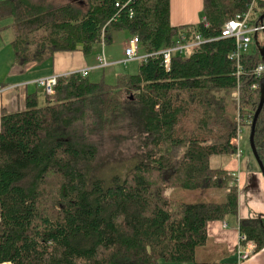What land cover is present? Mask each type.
<instances>
[{"label": "trees", "instance_id": "1", "mask_svg": "<svg viewBox=\"0 0 264 264\" xmlns=\"http://www.w3.org/2000/svg\"><path fill=\"white\" fill-rule=\"evenodd\" d=\"M250 3L203 0L206 20L176 26L171 0H0L19 67L62 51L88 56L114 31L137 35L143 52L205 40L174 53L170 69L155 56L111 79L110 64L96 80L72 71L53 94L43 90L44 105L30 94L24 109H2L0 264H228L202 250L210 222L227 219L264 248V217H239L237 175L211 162L238 154L233 140L251 130L261 99L258 46L241 54L237 74L235 39L221 37ZM263 13L260 1L256 20ZM256 36L264 46V31L252 45ZM255 144L264 164V105ZM175 188L225 194L185 202Z\"/></svg>", "mask_w": 264, "mask_h": 264}, {"label": "crops", "instance_id": "2", "mask_svg": "<svg viewBox=\"0 0 264 264\" xmlns=\"http://www.w3.org/2000/svg\"><path fill=\"white\" fill-rule=\"evenodd\" d=\"M203 19V0H171V22L173 25L195 24ZM1 25L2 23H0ZM3 31H0V34H4ZM10 34L9 38L12 41L14 36L11 32ZM98 55L95 58L91 54L86 56L81 50L62 51L56 52L42 63H31L26 67L17 66L13 56V60L12 58L9 60V62L12 60V68L5 69L3 76L0 77V86L4 83L8 84L1 86L4 90L0 92V117L2 109L7 111L24 109L30 94H36L40 104L39 89L42 90V94L45 93L35 80L41 77L89 68L91 78L98 79L102 70L98 63ZM220 163L221 166L232 171L238 177L240 187L239 217H264V175L261 170L252 167L248 172L243 171L237 162L236 155L221 156ZM224 221L228 223L227 227L223 226ZM238 224L239 219L210 222L209 241L203 247V252H208L207 255L210 257L214 256L216 260L228 264H264V248L254 252L250 258L239 262L237 249L240 231ZM158 264L193 263L160 261Z\"/></svg>", "mask_w": 264, "mask_h": 264}, {"label": "built area", "instance_id": "3", "mask_svg": "<svg viewBox=\"0 0 264 264\" xmlns=\"http://www.w3.org/2000/svg\"><path fill=\"white\" fill-rule=\"evenodd\" d=\"M264 0H251L249 8L247 11L238 13L235 17L229 19L225 22L222 31L221 37H232L236 42V49L232 52L231 58L237 60L238 64V72L240 73L241 64L240 57L244 52H248L252 47L253 36L258 32L264 31V23H260V21L256 20L258 15H254V9L258 2ZM133 15L132 9L130 10ZM203 20H206L204 17ZM208 25V22H206ZM205 40L201 37L200 34L195 35L194 41H186L185 36L182 39L176 40L171 46L164 48L160 51L154 52H143L141 48V42L137 35L131 36L129 43L125 48V56L126 59L124 62L130 60H147L149 57L162 56L163 63L167 69H170L172 56L174 53H183L194 46L204 42ZM105 43H102V52L98 55V63L99 66H104L110 64L106 59V53L104 51ZM80 72L82 75H87L89 68L76 70ZM257 75L260 76L264 72V63L260 64L257 68ZM60 74H54L46 77H41L36 79L35 82L41 87L47 94H53L55 90V86L58 82V77ZM4 90L3 87L0 86V92ZM242 133V128L239 129L238 135L234 138L233 142L239 146L240 140L239 137ZM239 155V152L238 154ZM223 226L227 227L228 223L226 221L223 222ZM255 243L250 240H246L244 236L239 235L238 242V259L239 262L244 261L251 257V255L255 252Z\"/></svg>", "mask_w": 264, "mask_h": 264}, {"label": "rangeland", "instance_id": "4", "mask_svg": "<svg viewBox=\"0 0 264 264\" xmlns=\"http://www.w3.org/2000/svg\"><path fill=\"white\" fill-rule=\"evenodd\" d=\"M7 21V20H6ZM10 32H14L11 29H6L3 31L4 34H0V77L3 76L5 69L12 68L11 63L14 56V50L11 44ZM3 35V36H2ZM14 36V34H13ZM131 34L128 31H114L112 35V41L104 45V51L106 53V59L111 64L106 71L108 72L107 78H113L117 73H132L138 72L140 61L139 59L130 60L124 62L126 59L125 48L129 43V38ZM262 38V33L260 34V39ZM126 44V45H125ZM255 43L252 45L254 48ZM251 48V50H252ZM102 52V44H97L94 52L91 56L95 57ZM12 58L11 62L9 60ZM102 73V70H101ZM115 74V75H114ZM42 90L39 89L40 93V105H44L46 102L45 94H42ZM250 128L243 127L242 133L239 137V155H236L237 162L240 164L242 170L250 171L252 167L260 169V166L254 156L250 143ZM221 156H213L211 162L213 165H220ZM261 170V169H260ZM172 192L174 198L180 199L185 202H197L201 199H208L212 196L224 195L223 192H211L208 194H203L201 190H188L184 188H175L174 190H169L168 193Z\"/></svg>", "mask_w": 264, "mask_h": 264}, {"label": "water", "instance_id": "5", "mask_svg": "<svg viewBox=\"0 0 264 264\" xmlns=\"http://www.w3.org/2000/svg\"><path fill=\"white\" fill-rule=\"evenodd\" d=\"M259 20L261 22L264 21V13L260 16ZM255 44L258 46L260 54H261V56H262V58L264 60V46H260L258 44L257 36L255 37ZM261 91L262 92H261L260 103L258 105V108H257V110L255 112V115H254V118H253V121H252L251 132H250V143H251V147H252V151L254 153V156H255V158H256L259 166H260L262 174L264 175V164H263L262 160L259 157V154H258V151H257V147H256V144H255L256 123H257L258 117H259V115L261 113V110L263 108V105H264V77L261 80Z\"/></svg>", "mask_w": 264, "mask_h": 264}]
</instances>
